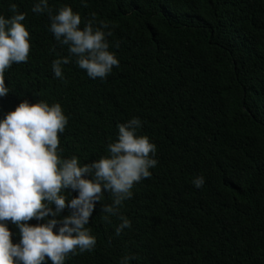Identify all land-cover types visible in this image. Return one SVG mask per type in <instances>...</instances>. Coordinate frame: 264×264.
I'll list each match as a JSON object with an SVG mask.
<instances>
[{
    "label": "trees",
    "instance_id": "obj_1",
    "mask_svg": "<svg viewBox=\"0 0 264 264\" xmlns=\"http://www.w3.org/2000/svg\"><path fill=\"white\" fill-rule=\"evenodd\" d=\"M36 2L0 0L5 18L10 4L25 13L30 36L27 62L4 74L0 118L25 100L59 103L68 117L61 155L80 163L106 156L116 125L132 117L157 148L151 176L119 208L131 228L114 235L120 221L105 218L112 197L102 190L86 225L96 245L65 264H264V0H47L53 15L65 5L78 12L81 28L93 13L108 23L119 65L103 81L74 57L63 80L54 77L51 62L67 46L48 31L47 12H31Z\"/></svg>",
    "mask_w": 264,
    "mask_h": 264
},
{
    "label": "clouds",
    "instance_id": "obj_2",
    "mask_svg": "<svg viewBox=\"0 0 264 264\" xmlns=\"http://www.w3.org/2000/svg\"><path fill=\"white\" fill-rule=\"evenodd\" d=\"M9 10L11 16L0 15V98L9 93L6 70L26 63L30 50L29 31L22 23L25 13L17 12L15 4ZM31 12H47L48 31L59 45L67 46L68 56L51 62L55 78L63 80L61 66L73 57L75 65L92 80L103 81L118 67L107 39L112 35L109 25L97 22L94 13L81 28L80 14L68 5L53 15L47 0H38ZM67 124L61 105L43 100L22 101L0 118V264H65L76 250L91 253L96 237L86 225L103 192L112 197L111 205L102 206L105 218L117 216L120 221L114 235L131 228V221L119 214V208L131 198L134 184L150 177V169L158 164L156 145L147 135L138 134L140 118L117 124L116 139L107 144L108 154L91 163H80L76 155H61L60 136ZM191 184L200 189L204 178L196 176ZM71 192H76L74 198H70ZM65 208L69 214L61 217ZM32 219L44 222L30 225ZM9 221L18 229L17 243L11 241ZM133 258L125 256L119 264H130Z\"/></svg>",
    "mask_w": 264,
    "mask_h": 264
}]
</instances>
